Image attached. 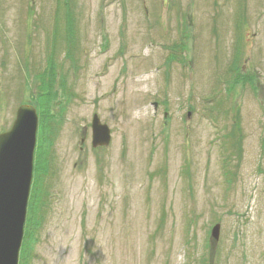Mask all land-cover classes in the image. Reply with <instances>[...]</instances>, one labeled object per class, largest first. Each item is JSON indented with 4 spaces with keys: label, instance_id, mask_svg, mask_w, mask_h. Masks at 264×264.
I'll return each instance as SVG.
<instances>
[{
    "label": "rangeland",
    "instance_id": "rangeland-1",
    "mask_svg": "<svg viewBox=\"0 0 264 264\" xmlns=\"http://www.w3.org/2000/svg\"><path fill=\"white\" fill-rule=\"evenodd\" d=\"M25 103L24 264H264V0H0V130Z\"/></svg>",
    "mask_w": 264,
    "mask_h": 264
},
{
    "label": "water",
    "instance_id": "water-1",
    "mask_svg": "<svg viewBox=\"0 0 264 264\" xmlns=\"http://www.w3.org/2000/svg\"><path fill=\"white\" fill-rule=\"evenodd\" d=\"M38 115L21 105L12 128L0 134V264H17L33 178ZM93 146L110 143L111 132L97 114L92 120ZM219 226L213 230L218 237Z\"/></svg>",
    "mask_w": 264,
    "mask_h": 264
},
{
    "label": "trees",
    "instance_id": "trees-1",
    "mask_svg": "<svg viewBox=\"0 0 264 264\" xmlns=\"http://www.w3.org/2000/svg\"><path fill=\"white\" fill-rule=\"evenodd\" d=\"M53 77V76H52ZM249 77V76H248ZM248 81H250V83H254V80H253V78L252 77H249L248 78ZM251 84V85H252ZM35 104H37V106H42V102L41 101H35ZM44 113H42L41 112V116L43 115ZM238 122V121H237ZM37 168V167H36ZM37 171H38V169H37ZM36 178H37V176H36ZM35 186H36V180H35ZM34 190H35V188H34ZM33 193H34V191H33ZM33 204H35V203H31V209L33 208ZM31 212V214H32V219H31V221H30V224H28L27 225V228H26V238H25V242H24V247H28L29 246V243H31L30 242V240H31V237L33 236V233H35L34 231H35V229H36V227H37V225H39V224H32L33 223V221H34V218H35V215H34V211H30ZM29 252V250L28 249H24V251H23V257H24V259H26V256H27V253Z\"/></svg>",
    "mask_w": 264,
    "mask_h": 264
},
{
    "label": "flooded vegetation",
    "instance_id": "flooded-vegetation-1",
    "mask_svg": "<svg viewBox=\"0 0 264 264\" xmlns=\"http://www.w3.org/2000/svg\"><path fill=\"white\" fill-rule=\"evenodd\" d=\"M11 125H12V124H11ZM10 128H11V126L8 127V128H6V129L0 130V133H3V132H5V131L9 130Z\"/></svg>",
    "mask_w": 264,
    "mask_h": 264
}]
</instances>
